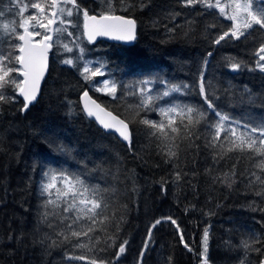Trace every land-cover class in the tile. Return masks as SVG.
<instances>
[{
    "label": "trees",
    "instance_id": "trees-1",
    "mask_svg": "<svg viewBox=\"0 0 264 264\" xmlns=\"http://www.w3.org/2000/svg\"><path fill=\"white\" fill-rule=\"evenodd\" d=\"M76 3L82 14L86 9L88 14L133 18L137 39L131 46L85 41L82 61L105 66L104 75L95 78L85 79L79 61L69 66L53 53L35 104L22 112L18 95L7 94L10 102L0 101V264H203L205 229L207 264H260L264 195L257 193H264V156L247 145L243 151L232 148L223 133L217 142H223V148L209 146L204 126L219 118L206 108L199 83L203 75L205 93L229 118L226 127L233 120L249 127L264 120V72L257 69L264 29L254 25L240 30L246 35L239 39L228 36L217 44L233 23L202 0L192 5L184 0ZM253 8L259 14L264 0ZM233 64L239 68L234 70ZM102 79L117 83L116 99L97 90ZM141 80L150 83L141 85ZM176 85L187 87L162 96ZM139 87L151 89L155 105L196 106L205 111V119L196 125L185 119L188 127L176 133L166 127L174 137L170 142L158 138L159 131L141 121L164 118L141 105ZM86 91L129 124L131 146L86 116L80 105ZM240 131L231 137L236 143ZM170 147L175 156L168 155ZM255 147L264 145L257 140ZM64 174L102 189L108 205L102 225L68 241L58 235L64 230L60 217L73 215L63 212L64 197L57 196V187H65L59 180ZM44 183L54 185L49 211L59 215L48 217L54 227L41 220L49 199L48 193L40 194ZM125 241L117 261L115 254ZM77 242L87 247H77Z\"/></svg>",
    "mask_w": 264,
    "mask_h": 264
},
{
    "label": "snow or ice",
    "instance_id": "snow-or-ice-1",
    "mask_svg": "<svg viewBox=\"0 0 264 264\" xmlns=\"http://www.w3.org/2000/svg\"><path fill=\"white\" fill-rule=\"evenodd\" d=\"M196 2H198V0H184L185 5H192ZM64 3L72 5V8L67 9L66 12V15L68 17H71L73 15V9H75L77 12L81 11L79 5L76 3V0H64ZM251 6V4L244 6V11L247 13V15L243 18L242 27L245 30H248L252 29L254 25H259L261 29H264V8L257 9V12L259 14H256L252 11H248ZM17 7L19 9L21 17H23V14L28 11L29 5L18 4ZM30 7L37 10V14L29 15L26 20L22 21V23L20 24V28L23 29V34H18L16 36V39H18L20 43L14 46L18 52V54L14 55V61L20 67H0V101L10 102L3 91V88L7 83L10 74L13 72H18L19 76L23 77L22 80L17 77L12 79L11 81V83L14 85L15 90H17L18 95L23 97V107L21 109L22 112L27 111L29 106L36 100L39 91V82L43 78V74L48 67V53L53 47V37L49 34L48 31L49 25L55 24L57 20H59V23L61 25H64L65 23L71 24L70 20L65 21V19L63 18L65 15V7L61 6L58 0H51L50 4L35 2L31 3ZM207 7L210 9L219 7V12L221 15H223L230 21L236 22L233 25L230 33L225 32L219 37L218 40L215 41L217 44H219L221 40H224L225 37L228 36H230L231 38L239 39L241 36L246 35L245 31H240L241 23L238 22L239 15L235 14L236 9L241 8V5L236 4L234 6L233 15H228L225 12V8L223 6H220L219 0H216V4L208 3ZM46 9H53V11H51L50 13L52 18H48V16L46 15ZM82 11L86 21L85 29L87 38L90 42L93 41L97 36L108 35H112L113 38L117 40H133L135 38L134 20L124 19L123 17H110L108 15H104L98 20L96 16H89L86 9H83ZM0 15H3V13L0 12ZM40 17H44L45 19H47V23H41ZM89 20L93 22L91 25L87 23V21ZM29 21H36V24L32 25V27L36 28L38 26L39 28L44 29V32L29 31ZM108 21H117L118 23H108ZM5 27H7V25H5ZM54 31L64 32L67 31V29L63 27H57L54 29ZM68 35H71V33L69 32ZM36 36H40L41 38L39 40H35L34 37ZM0 39H2V37H0ZM64 47L67 49V51H72L71 48H67V45H65ZM80 51L82 53L83 49H81ZM260 52H264V46L260 48ZM80 58L81 57H77V59ZM259 59L261 61H264V55H261ZM4 60H8L9 63H11L10 57H5L3 56V54H0V62ZM63 63L69 66H75L72 59H65ZM258 66L260 67L261 71H264V64H259ZM104 67L105 66L103 64H98V66L95 67L94 71L91 72V75L93 77L104 75ZM232 68L235 70L239 68V65L233 64ZM88 71L89 68L85 66L83 68V72L86 73ZM85 79H87V77H85ZM149 83L150 81L148 80L140 81L141 85H148ZM103 85L105 94L112 96L113 99H116V94L118 91L117 83L115 81L109 82L107 79H105L103 81ZM121 87L131 88L134 87V85H121ZM182 87L187 86H172L169 90L164 91L162 93V96L168 97L171 93L180 92L182 90ZM150 91L151 89H147L146 87H139L138 94L141 97V105L146 107L149 112L157 111L158 114L164 119H161L158 123L149 119H143L141 122L145 125H149L151 129L158 130V138H162L163 140L170 142L174 140V137L170 136L169 133L165 131L166 127L170 129L172 133H176L181 126L188 127V125L200 124L201 121L205 119V111L196 106L170 104L167 107H161L155 105V98L149 94ZM199 94L201 95V97H203L206 108L208 110H211L212 115L219 118L214 123L209 120L204 126V131L208 134L207 139L210 147H224L223 142H220L219 144L217 143L220 141L221 134L223 133L224 139L229 141V143L232 145V148L243 151L244 146L247 145L248 148L254 149L261 156H264V147H255L257 140H259L261 145H264V120L251 127H249L247 122L242 123L233 120L231 124L226 127L224 122L228 121L229 118L223 116L216 109L213 100L208 94L205 93V83L203 75H201L200 77ZM84 96L87 97L88 93L84 92ZM14 98L15 97H13V99ZM93 103L95 104L94 101ZM96 107L98 109L100 108L99 105H96ZM100 111L104 110L100 109ZM88 115H93V112L89 111ZM107 115L112 118L115 124L100 120L99 116H97V119L100 120V123L105 129H111L116 125H119L120 127H116V131L119 132L123 140L127 141L129 146H131L132 134L128 130V124H126L124 120L112 116L110 112L107 113ZM177 117L180 120L179 124L176 123ZM185 119L188 121V125L184 124ZM238 129H243V131H240L239 136L237 137L239 143H236V141H233L231 137L237 136ZM152 134L156 135L155 132H153ZM172 147H175V145H172ZM172 147L169 148V156L176 155L175 151L172 150ZM61 150L63 151V148H61ZM260 167L264 168V161H261ZM176 177L177 179L180 178L179 172L176 173ZM51 178L53 180L57 179L55 175H53ZM256 179L259 180L260 178L257 177ZM59 180L62 184L65 185L64 188L57 187L58 198L61 196L64 197L65 206L63 207V212L65 214L71 212L73 213V215L71 217L67 215L60 217V224L63 226L64 230L58 233V235L63 236V239L66 241L70 240L71 238L87 236L90 232L95 231L98 224L102 225L104 223V220L107 219V217L104 216V212L106 211L108 205L105 202L103 190L99 189L98 187H93L85 184L84 181L76 175L64 174L59 177ZM52 187H54V185L50 183H44L41 185L40 192L41 196H44L46 193H48L49 195V199H47L43 204V208L45 210L41 215V220L48 223L49 227L54 226L51 222L48 221V217L59 215V213L55 212L54 209L52 211H49V205H52L54 203V201L51 199L50 192V189ZM257 195H264V193H257ZM65 221H68V223H64ZM160 223V220L156 221V224ZM171 223L175 224L176 221L171 220ZM181 239H183L182 236ZM207 242L208 229H205L203 235L205 253L204 264H207ZM53 243H55V241H53ZM126 244L127 241H125L124 244H121L119 247V251L115 254L117 261H119L120 255L124 253ZM76 246L81 248L87 247L86 244H82L79 242H77ZM244 246L246 248L249 247L247 242H245ZM185 247H187V245H185ZM145 248H147V244L145 245ZM255 250L260 251V249ZM141 256H143V253H141ZM74 258L81 259V257ZM91 264H96V261L93 260ZM101 264H104V262L101 261ZM260 264H264V260L260 261Z\"/></svg>",
    "mask_w": 264,
    "mask_h": 264
},
{
    "label": "rangeland",
    "instance_id": "rangeland-1",
    "mask_svg": "<svg viewBox=\"0 0 264 264\" xmlns=\"http://www.w3.org/2000/svg\"><path fill=\"white\" fill-rule=\"evenodd\" d=\"M202 1H204L206 4L208 3L216 4V0H202ZM260 1L262 0H259V1L258 0H246V1L245 0H219V4L220 6H223L225 8V12L228 15L234 14L233 8L236 4L241 5V8L236 9L235 14L239 15L238 22L241 23L240 30H242L244 29L242 27L243 18L247 15V13L244 11V6L251 4L252 6L251 8L248 9V11L254 12L255 9L253 8V4L259 3ZM35 2H40L42 4H50L51 0H0V12L3 13V15H0V37H2V39H0V54H3V56L5 57L11 58V63H9L8 60H4L0 62V67H3V66H11V67H16V68L20 67L14 61V55L18 54L14 46L20 43V41L16 39V36L18 34H23V29L20 28V24L22 23V21L26 20L29 15L37 14V10L32 9L30 7V4L35 3ZM58 2L61 4V6L65 7V15L63 18L65 19V21L70 20L71 24L65 23L64 25H61L59 23V20H57V22L55 23L54 29L57 27H63V28H66L67 31H64V32L54 31V36L52 40V43H53L52 55L53 53H55V55L58 56L59 59H61L60 60L61 63H63L65 59H72L73 62L79 61V63H81L79 67L80 72L85 74L86 77L87 76L93 77L91 75V72L94 71L96 66H98L97 64L94 65L95 60L87 59V60L82 61V58L77 59V57H82V53L80 50L81 49L85 50L84 42L86 41V39L84 37V30H83V18H84L83 14L82 12L80 11L77 12L75 9H73V15L71 17H68L66 15L67 9L72 8V5L65 4L64 0H58ZM18 4L19 5H23V4L29 5L28 11L23 14V17H21L19 13V9L17 7ZM215 9L219 10V7H216ZM51 11H53V9H46V15L48 16V18H52L50 15ZM106 14H112V13H106ZM40 22L46 24L47 19H45L44 17H40ZM232 23L234 25L236 22L232 21ZM34 24H36V21H29V24H28L29 31L44 32V29H41L38 26L36 28H33L32 25ZM5 25H7V27H5ZM48 31H50V25H49ZM69 32L71 33V35H68ZM40 38H41L40 36L34 37L35 40H39ZM65 45H67V48H71L72 51L71 52L67 51V49L64 47ZM261 55H264V53ZM259 64H264V61L260 60V62L258 61V64H257V69L261 71L260 67L258 66ZM85 66L89 68V71L86 73L83 72V68ZM17 77L20 80H22V76H19L18 72H13L10 74V77L8 78L7 83L5 84L3 88L5 95L12 94V93H13L12 95L14 94L18 95L17 90H15L14 85L11 83L12 79L17 78ZM104 80L105 79H102L101 85L97 86V90L100 89L98 91H104L103 90ZM203 264H204V261H203Z\"/></svg>",
    "mask_w": 264,
    "mask_h": 264
},
{
    "label": "water",
    "instance_id": "water-1",
    "mask_svg": "<svg viewBox=\"0 0 264 264\" xmlns=\"http://www.w3.org/2000/svg\"><path fill=\"white\" fill-rule=\"evenodd\" d=\"M89 16H96L97 19L99 20V18L102 17V16H104V15L89 14ZM108 16H110V17H123L124 19L134 20L133 18L126 17V16H122L120 14H111V15H108ZM85 23H86V21H85V18H84L83 19L84 37H85L86 41L89 44H91V45H94V44H96V43H98L100 41H105V42H108V43H115V44H121V45H125V46H131V45L134 44L135 40L137 39V31H138L137 29H138V27H137L136 21H135V38L133 40H117V39L113 38L112 35H108V36H97L91 42L87 38L86 29H85ZM87 23L89 25H91L93 22L89 20V21H87ZM108 23H118V22L117 21H108ZM54 25L55 24L50 25V32H49V34L52 35V37L54 35ZM51 51H52V48L50 49V51L48 53V67H47V70L44 72L43 78L39 82V91H38V94H37V98H36V100L32 104H35L37 102L38 98L40 97V94H41V90H42L44 81L46 80L47 75L49 73L50 60H51ZM22 79H23V77H22ZM87 93H88V96L87 97L84 96V93H82L81 96H80V105H81L82 110L86 114V116L90 120L94 121L96 123V125L100 129H102L103 131H105L107 133H114L116 136L119 137L120 140H122L125 143H128L127 141H124L123 138L120 136L119 132L116 131V127H120L119 125H116L115 127L111 128V129H105L103 127V125L100 123V120H103V121H105L107 123H113V124H115V122L112 120V118L107 115V113H109V112L112 114V116L117 117L118 119H121V120H123V119L120 118L119 116H117L116 114H114L112 111L108 110L106 107H104L100 102H98L95 98H93L89 92H87ZM19 97L23 101V97L22 96H19ZM93 101L95 102V104L93 103ZM96 105H99L100 108L98 109L96 107ZM100 109H103L104 111H100ZM89 111L93 112V115H91V116L88 115V112ZM97 116L100 117V120L97 119ZM124 122L126 124H128L125 120H124ZM128 130L130 131L129 124H128Z\"/></svg>",
    "mask_w": 264,
    "mask_h": 264
},
{
    "label": "bare ground",
    "instance_id": "bare-ground-1",
    "mask_svg": "<svg viewBox=\"0 0 264 264\" xmlns=\"http://www.w3.org/2000/svg\"><path fill=\"white\" fill-rule=\"evenodd\" d=\"M82 111H83V110H82ZM83 112H84V111H83ZM248 215H249V214H248ZM245 216H246V214H245ZM245 216H244V218L246 219L247 216H246V217H245ZM235 218H237V216H235ZM242 218H243V217H242ZM233 219H234V218H233ZM238 219H240V218H238ZM245 219H244V220H245ZM247 220H248V219H247ZM247 220H246V221H247ZM234 221H235V219H234ZM242 223H244V222H242Z\"/></svg>",
    "mask_w": 264,
    "mask_h": 264
}]
</instances>
